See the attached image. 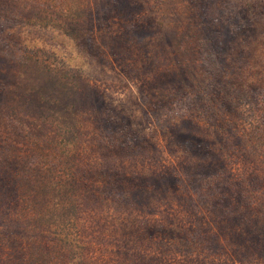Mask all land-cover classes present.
<instances>
[{
    "label": "rangeland",
    "instance_id": "obj_1",
    "mask_svg": "<svg viewBox=\"0 0 264 264\" xmlns=\"http://www.w3.org/2000/svg\"><path fill=\"white\" fill-rule=\"evenodd\" d=\"M0 264H264V0H0Z\"/></svg>",
    "mask_w": 264,
    "mask_h": 264
}]
</instances>
